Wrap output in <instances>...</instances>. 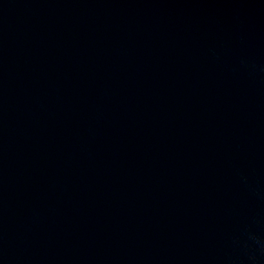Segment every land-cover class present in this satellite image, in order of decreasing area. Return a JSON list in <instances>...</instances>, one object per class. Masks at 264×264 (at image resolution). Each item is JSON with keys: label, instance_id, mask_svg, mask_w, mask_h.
I'll use <instances>...</instances> for the list:
<instances>
[{"label": "water", "instance_id": "1", "mask_svg": "<svg viewBox=\"0 0 264 264\" xmlns=\"http://www.w3.org/2000/svg\"><path fill=\"white\" fill-rule=\"evenodd\" d=\"M0 264H264V0H0Z\"/></svg>", "mask_w": 264, "mask_h": 264}]
</instances>
